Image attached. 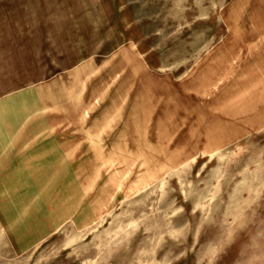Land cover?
<instances>
[{
  "label": "rangeland",
  "instance_id": "rangeland-1",
  "mask_svg": "<svg viewBox=\"0 0 264 264\" xmlns=\"http://www.w3.org/2000/svg\"><path fill=\"white\" fill-rule=\"evenodd\" d=\"M0 135L88 213L0 264H264V0H0Z\"/></svg>",
  "mask_w": 264,
  "mask_h": 264
},
{
  "label": "crops",
  "instance_id": "crops-1",
  "mask_svg": "<svg viewBox=\"0 0 264 264\" xmlns=\"http://www.w3.org/2000/svg\"><path fill=\"white\" fill-rule=\"evenodd\" d=\"M0 136V228L14 253L56 233L69 218L88 217L66 193L68 146L50 154Z\"/></svg>",
  "mask_w": 264,
  "mask_h": 264
}]
</instances>
